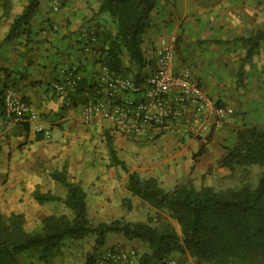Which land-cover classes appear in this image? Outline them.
<instances>
[{
	"label": "crops",
	"instance_id": "crops-1",
	"mask_svg": "<svg viewBox=\"0 0 264 264\" xmlns=\"http://www.w3.org/2000/svg\"><path fill=\"white\" fill-rule=\"evenodd\" d=\"M30 1L0 0V91L13 88L51 132V138L44 140L23 125L0 130V215H21L27 232L38 230L49 215H69L62 201L66 190L51 178L53 172L75 176L72 181L85 193L87 214L92 204L102 216L105 206H112L111 219H128L122 207L133 205L137 198L126 189L127 173L118 166L108 172L100 167L104 175L95 181L97 172L85 163L91 134H101L104 142L108 134L117 158L129 172L141 179L154 178L169 191L184 179L224 177L228 170L221 167V159L236 143L237 131L254 127L264 132V40L258 37L264 30V0L155 1L141 36L146 62L153 63L161 40L171 43L175 37L177 66L189 67L199 87L233 114V121L214 131L205 142L179 138L172 132L152 133L145 140L132 141L109 131L104 123L100 124L102 130L85 127L79 107L64 106L51 85L60 79L62 68L77 67L83 84L74 96L78 100L86 97L89 87L94 89L99 64L95 62L97 55L82 51L81 39L90 30L114 32V25L107 14L99 12L102 0H59L57 13L51 10V0H35L34 15L25 26L27 32L6 41L11 26ZM122 65L128 67L127 58ZM74 156L84 157V164L71 168ZM76 170L78 174H74ZM35 193L60 200L40 204ZM112 243L141 247L137 240L109 233L103 248ZM93 244V235L79 240L65 238L46 263L34 259L27 264H85ZM148 252L147 247L141 251ZM191 260L196 262L189 256L179 262Z\"/></svg>",
	"mask_w": 264,
	"mask_h": 264
},
{
	"label": "trees",
	"instance_id": "trees-1",
	"mask_svg": "<svg viewBox=\"0 0 264 264\" xmlns=\"http://www.w3.org/2000/svg\"><path fill=\"white\" fill-rule=\"evenodd\" d=\"M156 0H102L100 13L109 16L115 25L114 33L95 32L98 43L91 53L95 62L105 65L116 75L141 76L146 61L141 50V36L145 31ZM36 1L31 0L10 28L6 41L27 32L25 26L34 15ZM24 26V28H22ZM264 40V30L258 33ZM134 68L133 73L122 65L123 58ZM83 81L81 82V85ZM92 86L90 94L93 93ZM3 90L0 91V116L3 112ZM25 129H28L26 124ZM106 135V148L110 162L127 173L126 189L156 210L166 211L179 227L162 229L148 223H130L122 219L93 226L87 217L85 193L76 183L67 180L65 172H53L51 178L66 190L62 200L70 211L66 215H49L41 221L38 230L27 232L21 215H0V264H21L23 254L36 253L35 260L47 262L60 249L65 238L74 240L94 236L92 250L101 249L107 234H122L127 240H139L150 253L143 255L144 263L174 253H187L198 264H264V132L254 127L237 131V141L221 159V167L233 172L257 166L261 169L253 188L216 191L211 186L196 188L188 180L164 190L154 178L141 179L131 173L120 161ZM39 138H41L39 136ZM42 139V138H41ZM40 204L60 200L51 194L35 193ZM91 253L85 264H93Z\"/></svg>",
	"mask_w": 264,
	"mask_h": 264
},
{
	"label": "built area",
	"instance_id": "built-area-1",
	"mask_svg": "<svg viewBox=\"0 0 264 264\" xmlns=\"http://www.w3.org/2000/svg\"><path fill=\"white\" fill-rule=\"evenodd\" d=\"M50 6L57 13L59 0H51ZM175 42V37L171 43L161 40L153 63H146L138 79L133 75H116L99 64L93 93L78 100L74 93L82 86V75L77 67H65L51 89L64 106L79 107L82 124L87 128L101 127L104 123L109 131L132 141L145 140L152 133L172 132L179 138L205 142L214 131L233 121V114L199 87L189 67L177 66ZM97 43L95 31L90 30L81 39V49L89 54ZM2 100L0 130L26 124L32 134L44 140L51 138L50 130L42 126L38 116L13 88L3 89ZM93 264L146 263L134 247L113 245L99 252ZM147 264L197 263L193 260L180 263L169 255Z\"/></svg>",
	"mask_w": 264,
	"mask_h": 264
},
{
	"label": "rangeland",
	"instance_id": "rangeland-1",
	"mask_svg": "<svg viewBox=\"0 0 264 264\" xmlns=\"http://www.w3.org/2000/svg\"><path fill=\"white\" fill-rule=\"evenodd\" d=\"M112 22V21H111ZM113 24V23H112ZM114 25V24H113ZM114 31H115V25H114ZM110 33H114V32H110ZM146 61V60H145ZM131 72L133 73L134 68L130 65H128V67ZM101 128V127H98ZM102 130V128H101ZM92 137L89 138V153L87 156V160L88 162H85L88 166V168L90 170H93L95 174V181H98L103 175V172H100V170H98L100 167L105 168L106 172H108V170H110L112 168V164L110 162V158H109V154H107V151L105 149V145L104 144V139H102L101 134H91ZM138 143V142H136ZM197 156V155H196ZM74 161L71 164V168H75L77 165L80 164H84V160L85 158H78L76 159V156L73 157ZM118 170V169H116ZM261 173V169L257 166H250L247 167L246 169H236L233 172L228 171V174L225 175L224 177L218 178V177H210L209 175H206V177H202V178H197L196 180L194 179H184L182 180L183 182L186 181H190L192 183V185H194L196 188H199L201 186H211L213 187L216 191H224L226 189H238L242 186H248L250 188H253L257 182L258 176ZM74 174H78L77 170L74 172ZM75 176L72 177H68L67 176V180L70 183H76L74 181H72V179H74ZM60 209V208H58ZM106 211L104 212L105 216H102L101 212H99L97 205L92 204L89 207L90 213L87 214V217L89 219V221L92 223L93 226H96L97 224L100 223H109L114 221L113 219H111L112 217H114V215H110L112 213H114V211H112V206H105ZM122 213H127V217L128 219H124V217H119L118 219H122L125 222H130V223H148L150 227L152 228H156V229H162L164 226L166 225H170L173 227V229L176 232H179V227L177 226V224L172 220V218L169 216V214L164 211V210H156L154 208H152L151 206H149L147 203L141 201L140 199L137 198V200H135V203L132 205L127 204L124 205L122 207ZM56 211V210H55ZM112 211V213H110ZM67 215L68 217H71V213L70 211H68ZM117 219V220H118ZM88 238H90V235L87 236ZM125 239V238H124ZM89 240V239H88ZM87 240V242H88ZM127 240V239H125ZM138 241V245H140L141 247H137L134 246V248H136V250L143 256L146 254L150 253V249L149 247L142 243L141 241ZM117 243H112L111 246L116 245ZM117 245H122L125 246L124 244H117ZM148 248L149 252L148 253H141V251L144 248ZM104 248L102 247L99 250L96 251H91L92 257L93 259L99 254V252H101ZM174 254H178V256L176 257V259L178 261H183L185 259L186 256L191 257L189 254L187 253H174ZM37 255L36 253H26L23 254L19 257V261L22 262L23 264H27L29 262H31L32 260L36 259ZM193 258V257H191ZM154 260L148 262L151 263ZM197 263V261H196ZM198 264V263H197Z\"/></svg>",
	"mask_w": 264,
	"mask_h": 264
}]
</instances>
